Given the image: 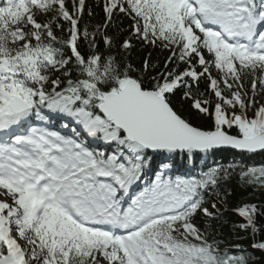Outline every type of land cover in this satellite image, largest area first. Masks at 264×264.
<instances>
[{"label":"snow or ice","instance_id":"1","mask_svg":"<svg viewBox=\"0 0 264 264\" xmlns=\"http://www.w3.org/2000/svg\"><path fill=\"white\" fill-rule=\"evenodd\" d=\"M101 2L93 26L86 0H0V264H247L196 220L219 218L204 193L237 166L168 177L177 156L264 152V0ZM133 39L163 68L133 65ZM239 167L264 187V166ZM234 211L264 250V205Z\"/></svg>","mask_w":264,"mask_h":264},{"label":"trees","instance_id":"2","mask_svg":"<svg viewBox=\"0 0 264 264\" xmlns=\"http://www.w3.org/2000/svg\"><path fill=\"white\" fill-rule=\"evenodd\" d=\"M88 7L92 8L93 15L91 18L88 17L87 9L85 10V20L84 23H90L95 25L97 23H103V11L101 0H86ZM116 23L125 29L123 36L127 37L129 25L131 20L127 17L120 16L117 18ZM83 28V24L81 25ZM91 30V29H90ZM115 32V29H109V33ZM133 48L131 49L128 59L131 63L137 67L142 65L143 60L148 57L151 53V62L153 64H158L159 67L163 68L164 60L170 54L166 50H161L160 48H152L150 46H144L140 42L133 39ZM101 47L103 45L101 44ZM206 58H210L205 52ZM184 67L183 65L181 66ZM213 76H218L217 70L214 66L211 68ZM205 83L202 81L200 84V90L203 91ZM174 104L177 110H180L179 94L174 97ZM182 115L189 118L190 122L202 130H211L210 121L205 117L204 119L196 118L194 115H190L187 111V105H184V110ZM56 129L62 131L65 135H71L70 129L60 128L59 123L54 126ZM232 134H236L233 130ZM96 147L105 148L103 143L97 142ZM111 151V148L108 149ZM229 165L237 166L235 172L227 178L226 180H221L218 187L213 191L212 194L204 193V207H207L210 212L219 213L218 219L207 220L203 214H199L196 218L198 226L202 229L205 226V222L211 225L209 231L212 233V237L224 241L220 245L223 250L225 248L230 250L232 255L243 254L247 258V264H264V250L253 249L251 247L252 239L251 237L238 229L234 230L233 225L237 222H242L241 218L235 213L234 209L242 206L244 204L255 203L257 205H264V187L249 185L245 180H241L239 175L240 167L244 166H264V152H258L254 154L241 153L240 151H235L231 149H214L211 154L199 153L195 156V167H193V159L189 157L184 159L181 156H177L175 160V167L172 169L171 174L168 178L175 179L177 176L183 178H198L202 171H207L213 167H224L227 168ZM154 179V175L151 177ZM143 186V182L141 187ZM138 190L137 188H135ZM218 193V194H217ZM216 204V208H212V204ZM258 225L264 226V217H258ZM264 238V232L257 236L259 241ZM239 244L243 248L247 249V252L240 253L233 246Z\"/></svg>","mask_w":264,"mask_h":264},{"label":"water","instance_id":"3","mask_svg":"<svg viewBox=\"0 0 264 264\" xmlns=\"http://www.w3.org/2000/svg\"><path fill=\"white\" fill-rule=\"evenodd\" d=\"M222 149H231V148L222 147ZM231 150H235V149H231ZM235 151H238V150H235Z\"/></svg>","mask_w":264,"mask_h":264},{"label":"rangeland","instance_id":"4","mask_svg":"<svg viewBox=\"0 0 264 264\" xmlns=\"http://www.w3.org/2000/svg\"><path fill=\"white\" fill-rule=\"evenodd\" d=\"M262 102H264V101H262ZM0 198H2V197H0Z\"/></svg>","mask_w":264,"mask_h":264}]
</instances>
